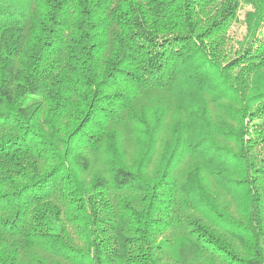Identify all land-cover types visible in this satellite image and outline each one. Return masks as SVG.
<instances>
[{"label": "trees", "instance_id": "16d2710c", "mask_svg": "<svg viewBox=\"0 0 264 264\" xmlns=\"http://www.w3.org/2000/svg\"><path fill=\"white\" fill-rule=\"evenodd\" d=\"M0 264H264V0H0Z\"/></svg>", "mask_w": 264, "mask_h": 264}, {"label": "rangeland", "instance_id": "374dc122", "mask_svg": "<svg viewBox=\"0 0 264 264\" xmlns=\"http://www.w3.org/2000/svg\"><path fill=\"white\" fill-rule=\"evenodd\" d=\"M246 9H248L247 6L243 7L242 10L245 11ZM240 15L242 16V12L240 13ZM243 32V28L240 25V22H237V24L231 29V35L232 36H240Z\"/></svg>", "mask_w": 264, "mask_h": 264}]
</instances>
